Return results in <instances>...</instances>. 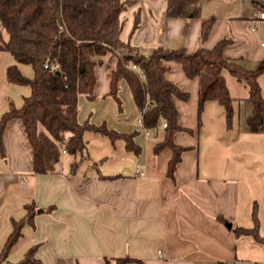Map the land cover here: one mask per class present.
Returning a JSON list of instances; mask_svg holds the SVG:
<instances>
[{
  "label": "crops",
  "instance_id": "obj_1",
  "mask_svg": "<svg viewBox=\"0 0 264 264\" xmlns=\"http://www.w3.org/2000/svg\"><path fill=\"white\" fill-rule=\"evenodd\" d=\"M199 4L196 17H171L165 0H139L127 34L120 37L144 56L156 47L191 53L200 45L212 49L226 40L224 57L248 70L264 66V19L258 17L264 0ZM136 11L139 26L130 36ZM209 18L214 22L202 41L200 23ZM94 60L100 62L94 68L95 98L78 97L77 121L104 123L117 133L131 134L139 153L127 150L123 139L86 131V157L62 153L54 173L34 174L22 123L9 120L0 134V252L12 222L25 216V206L34 205L36 214L31 225L23 226L7 261L17 264L36 246L35 257L42 264H105L123 258L130 259L126 264H264L263 241L235 233L254 227L255 205L256 234L264 239V103L262 123L252 131L246 123L252 109L248 88L222 70L233 100L230 126L216 101H206L198 115L197 80L187 79L179 64L169 62L167 78L189 94L187 101L173 100L180 130L172 139L185 150L169 176L172 151L154 153L164 129L159 124L152 130L141 127L124 80L119 82L120 108L106 97L112 57ZM12 65L33 77L29 65L16 64L9 53L0 52V118L30 94L29 86L7 81L6 69ZM257 81L264 101V73ZM136 168L144 176L135 174Z\"/></svg>",
  "mask_w": 264,
  "mask_h": 264
},
{
  "label": "trees",
  "instance_id": "obj_2",
  "mask_svg": "<svg viewBox=\"0 0 264 264\" xmlns=\"http://www.w3.org/2000/svg\"><path fill=\"white\" fill-rule=\"evenodd\" d=\"M139 0H0V52L9 53L16 64L32 68L33 77L23 76L16 65L6 69L9 83L27 85L29 96L19 108H10L0 118V134L11 119L21 121L23 131L32 151L34 174L54 173L60 162L62 150L71 156L86 157L83 134L86 131L107 136L110 140L123 139L126 149L135 154L139 147L131 134H121L106 127L104 123L94 125L85 120L77 121L78 97L93 100L96 84L94 68L100 64L96 56L110 54L109 88L106 97L121 107L118 98L119 82L124 80L132 101L139 113L144 130L156 129L166 123L165 137L154 147V153L164 148L172 151L167 174L172 176L184 147L173 142V134L180 130L176 123L177 110L174 98L187 101L189 94L180 90L175 82L167 78L169 62L181 66L187 79H196L197 112L206 101H216L224 110L228 126L232 121V98L222 77L227 70L237 81L248 88L247 102L252 109L246 117L250 130L255 131L262 123V105L258 77L264 66L248 70L237 60L223 55L227 41L218 42L212 49L201 45L193 52L184 49L156 47L148 55L140 54L130 40L120 37L124 21L122 13L134 7ZM200 0H165V12L171 17H196ZM213 18L202 20L200 37H207ZM139 26V11L134 13L130 36ZM134 66V68H133ZM25 216L12 222V231L7 236L0 252V264H5L12 246L21 236L25 224H32L36 208L25 206ZM254 227L251 230L236 229L235 233L257 234L256 206L252 211ZM36 246L27 250L17 264H42L35 257ZM129 258L105 260V264H126Z\"/></svg>",
  "mask_w": 264,
  "mask_h": 264
},
{
  "label": "built area",
  "instance_id": "obj_3",
  "mask_svg": "<svg viewBox=\"0 0 264 264\" xmlns=\"http://www.w3.org/2000/svg\"><path fill=\"white\" fill-rule=\"evenodd\" d=\"M260 19H264V11H261L260 13H259V16H258ZM262 47H264V42H262L261 44H260ZM133 68H134V66H133ZM138 123L139 124H141V120L139 119L138 120ZM160 128H162V129H164L165 127H166V123L165 122H161V123H159V125H158ZM149 133L148 132H146V135H148ZM62 153L64 154L65 152L62 150ZM135 174H137V175H139V176H144V174L142 173V172H140V170L139 169H137L136 168V170H135ZM229 264H254V263H251V262H249V261H235V262H232V263H229Z\"/></svg>",
  "mask_w": 264,
  "mask_h": 264
},
{
  "label": "rangeland",
  "instance_id": "obj_4",
  "mask_svg": "<svg viewBox=\"0 0 264 264\" xmlns=\"http://www.w3.org/2000/svg\"><path fill=\"white\" fill-rule=\"evenodd\" d=\"M134 10V7H128L123 13H122V18H128L127 22L124 25L123 31H122V38L125 37V34H127L130 24H131V12Z\"/></svg>",
  "mask_w": 264,
  "mask_h": 264
},
{
  "label": "water",
  "instance_id": "obj_5",
  "mask_svg": "<svg viewBox=\"0 0 264 264\" xmlns=\"http://www.w3.org/2000/svg\"><path fill=\"white\" fill-rule=\"evenodd\" d=\"M189 17H192V16L190 15ZM5 264H13V263H10V262L7 261Z\"/></svg>",
  "mask_w": 264,
  "mask_h": 264
}]
</instances>
